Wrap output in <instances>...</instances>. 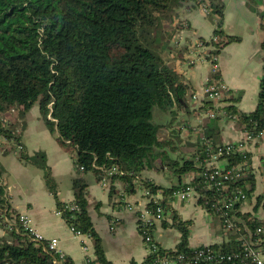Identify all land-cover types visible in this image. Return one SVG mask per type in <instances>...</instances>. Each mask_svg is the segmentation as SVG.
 Listing matches in <instances>:
<instances>
[{"label": "trees", "instance_id": "16d2710c", "mask_svg": "<svg viewBox=\"0 0 264 264\" xmlns=\"http://www.w3.org/2000/svg\"><path fill=\"white\" fill-rule=\"evenodd\" d=\"M207 1L211 13L217 15L213 34L223 37L216 43L215 52L219 54L226 44L239 38L222 32V6L213 0ZM207 1L0 0V115L11 107L25 112L36 104L41 120L54 134L57 144L68 153L75 152V162L84 171H92L97 180L102 172L93 168L92 163L106 169L115 165L123 171L108 177L110 196L114 180L121 181L126 190L133 189V178L146 167H152V159L159 157L178 178L176 183L161 188L146 177L141 180L152 193L161 190L160 202L164 206L168 194L181 183V176L198 171L201 168L198 163L211 150L222 146L217 125L220 118H207L202 133L211 149L198 133L193 145H185L193 147L189 158H171L162 148L172 142L158 138L160 126L152 121L153 107L169 110L174 97L186 89L177 71L162 57L166 36H171L175 29V25L170 27L175 19L174 9L183 2L188 8H202ZM166 28L172 30L171 34H167ZM261 49L263 62L254 109L238 110L235 96L225 98L222 106L226 112L237 115L236 129L253 134L264 131V40ZM212 106V102L202 101L203 109ZM0 136L13 143L19 141L12 125H3L1 121ZM18 154L19 159L41 167L56 210L65 223L90 237L93 258L85 264H114L105 257L100 237L93 228L83 178L79 175L72 181V201L61 202L56 197L43 154L29 157L22 148ZM248 156L246 151L232 149L226 153L223 149L218 158L224 159V166L228 167ZM196 179L200 177L193 180ZM231 184L242 186L248 197L254 189V174L247 170ZM201 192L207 196L214 194ZM259 198L256 196L257 201ZM240 203L234 204L232 210L237 224L249 232L256 225H264V219L241 217L236 211ZM71 204L75 206L71 208ZM0 210L5 215L12 211L4 199L1 184ZM1 225L10 235L8 240L0 237V264H56L55 255L44 244L30 239L18 223L6 226L1 221ZM177 225L181 241L174 251L191 252L186 247V227L180 221ZM210 246L219 252L240 248L234 237ZM153 257L154 254H147L143 261H132V264H151ZM60 264L73 263L64 257ZM224 264L239 263L234 259Z\"/></svg>", "mask_w": 264, "mask_h": 264}, {"label": "crops", "instance_id": "0c3cea01", "mask_svg": "<svg viewBox=\"0 0 264 264\" xmlns=\"http://www.w3.org/2000/svg\"><path fill=\"white\" fill-rule=\"evenodd\" d=\"M213 1L222 6L220 26L222 32L239 38L226 44L218 54L219 77L235 93L237 109L251 111L256 105L263 62V54L259 53V49L262 50L261 42L264 40V0ZM174 12L175 19L170 27L175 25V29L171 36H166L167 45L162 57L177 71L179 80L185 84L186 89L174 97L169 110L157 107L160 111L155 112L153 107L152 121L160 126L158 138L172 142L171 145L166 144L162 148L166 154L171 158H189L193 153V147L186 148L185 145L195 143L198 125V114L191 107L190 98L192 93L200 92L209 65L201 61L190 62L188 49L193 41L211 36L215 29V20L211 15L205 14L202 8H188L184 2L175 8ZM166 31L167 34L169 32L171 34L169 29L166 28ZM176 33L181 39L177 44H173ZM179 101L181 105L178 104ZM13 108V112H7L8 109L4 111L10 117L8 124L12 125L14 133L19 138L18 143L27 156L43 154L57 199L61 202H71L72 181L79 175L83 178L86 183L89 216L93 228L100 237L105 257L114 264L143 261L147 256V250L137 226L135 213L125 210L123 206V199L145 202L141 187L133 184V189L126 190L121 181L114 180L111 184L113 194L110 196L108 178L106 185L103 186L92 171L86 170L92 174L83 176L85 171L75 170V158L57 144L54 134L49 132L41 120L36 104L25 112ZM217 125L222 143H236L241 139L240 130L228 121L219 120ZM15 148L12 141L0 142V184L7 204L12 211L27 214L33 226L45 238H57L59 249L73 264H85L86 256L93 258L90 237L86 234H74L70 230L56 210L54 196L45 184L41 167L34 162L19 159V152L17 153ZM245 149L249 155V171L254 174V189L250 196L238 205L236 211L241 217L262 220L264 139L247 144ZM217 163L226 164L224 159H219ZM158 165L157 169L153 165L146 167L138 177H146L161 188L174 185L178 178L161 161ZM196 172L185 173L181 176V181H188ZM256 196L260 197V201L256 200ZM163 209L162 218L153 223L150 233L165 249L174 250L180 244L181 231L177 225L179 221L186 227L188 248L220 244L234 237L232 233L222 229L217 216L208 213L198 202L165 199ZM237 219L243 220L240 217ZM9 235L10 232L1 225L0 219V237L8 240ZM83 246L87 247V252H83ZM261 246L264 247V240Z\"/></svg>", "mask_w": 264, "mask_h": 264}, {"label": "built area", "instance_id": "2783aa9c", "mask_svg": "<svg viewBox=\"0 0 264 264\" xmlns=\"http://www.w3.org/2000/svg\"><path fill=\"white\" fill-rule=\"evenodd\" d=\"M205 14L211 15L216 20L217 15L211 13L209 4L206 3L202 7ZM182 23V22H181ZM184 25V23H182ZM182 25V26H183ZM181 39L179 34L173 37V44H177ZM223 39L220 34H211L210 37L204 40H195L190 43L188 49V56L190 62H207L209 70L204 78L199 93H192L190 98L191 107L198 114V125H196V133L201 134V140L208 148L211 149L207 140L203 135V120L205 118H217L228 121L231 125L237 118L236 114H230L222 107L225 98L234 97L235 93L229 89L221 80L219 76H215L218 72V54L215 52L216 43ZM208 100L213 103L212 108L203 109L202 101ZM11 107L7 112H13ZM9 114L6 112L0 115V121L3 125L9 123ZM241 139L236 143L224 142L222 146H217L216 149L211 150L207 157L202 162L198 163L201 167L190 179L177 185L171 193L168 194V199H179L181 201H195L211 215H215L220 220L222 229L228 233H234V239L239 242L240 248L229 252H219L211 248L210 245H201L191 248L192 251L188 253L174 251L163 248L151 235L150 229L154 222L160 220L163 216V205L161 199L163 194L160 189L152 193L148 187L142 184V178L135 176L133 184L140 186L145 202L127 201L123 199V206L125 210L135 213L137 226L142 234V241L147 250V254H154L151 264H224L226 261L237 259L239 264H264V247L262 241L264 240V225H256L252 232L246 231V228L237 224L233 220L232 210L233 205L242 202L246 199V194L242 186L232 185L240 179L243 174L249 170V162L244 159L242 162L225 167L217 163L218 156L224 149L227 153L229 150L236 149L246 151L247 144L258 142L264 139V131L258 130L254 134L247 130H241ZM7 139L0 136V142ZM10 141V140H9ZM15 150L17 153L21 150V145L15 142ZM249 157V156H248ZM77 172H83L82 165L74 164ZM92 167L100 170L99 183L106 185L108 176L112 174H122L123 171L118 169L115 165L106 169L102 166L92 163ZM196 176L200 180H193ZM201 191H211L214 194L207 196ZM71 208L75 205L71 204ZM58 212V211H57ZM59 213V212H58ZM60 214V213H59ZM2 215V222L6 226L18 223L23 232L36 243H42L46 249L55 255V263L60 264L65 255L58 247V239L55 237L45 238L31 223V218L25 213H16L9 210V215ZM69 227V226H68ZM74 234H81L69 227ZM112 228V226H111ZM83 252H87V247H82ZM170 250V251H168ZM90 260V256H86V262Z\"/></svg>", "mask_w": 264, "mask_h": 264}, {"label": "rangeland", "instance_id": "374dc122", "mask_svg": "<svg viewBox=\"0 0 264 264\" xmlns=\"http://www.w3.org/2000/svg\"><path fill=\"white\" fill-rule=\"evenodd\" d=\"M170 31H172V30L170 29ZM259 53L262 55V54H263V51L259 49ZM154 109H155V112H157L158 110L160 111V109H158L157 107H154ZM162 131H163V130L161 129V132H162ZM196 135H197V133H196ZM70 155H71L72 157L75 158L76 153H75V152H71ZM159 161H161V159H160L159 157H155V158L152 159V164H153L154 168H156V169L159 168V167H158V166H159V165H158V164H159ZM91 174H92V172H89V171L86 172V171H85V172H83L82 175H83V176H84V175H87V176H88V175H91Z\"/></svg>", "mask_w": 264, "mask_h": 264}]
</instances>
